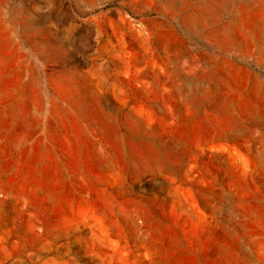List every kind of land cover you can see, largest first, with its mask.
Listing matches in <instances>:
<instances>
[{"label":"rangeland","instance_id":"rangeland-1","mask_svg":"<svg viewBox=\"0 0 264 264\" xmlns=\"http://www.w3.org/2000/svg\"><path fill=\"white\" fill-rule=\"evenodd\" d=\"M0 264H264V0H0Z\"/></svg>","mask_w":264,"mask_h":264}]
</instances>
